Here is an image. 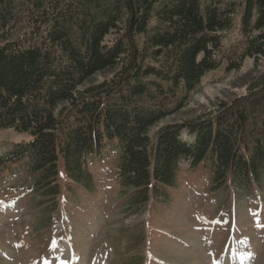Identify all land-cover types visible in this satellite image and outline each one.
Instances as JSON below:
<instances>
[{
  "label": "trees",
  "instance_id": "16d2710c",
  "mask_svg": "<svg viewBox=\"0 0 264 264\" xmlns=\"http://www.w3.org/2000/svg\"><path fill=\"white\" fill-rule=\"evenodd\" d=\"M248 59L264 60V0H0V130L27 139L1 155L0 184L25 178L49 217L94 197L100 166L133 212L169 205L194 170L227 201L262 199L264 67L246 94L157 127Z\"/></svg>",
  "mask_w": 264,
  "mask_h": 264
},
{
  "label": "rangeland",
  "instance_id": "374dc122",
  "mask_svg": "<svg viewBox=\"0 0 264 264\" xmlns=\"http://www.w3.org/2000/svg\"><path fill=\"white\" fill-rule=\"evenodd\" d=\"M235 31L226 34L232 40ZM224 78L211 74L193 102L157 125L197 117L219 98L246 94L264 67L248 59ZM108 73L97 74L90 84ZM155 133V132H154ZM152 138L155 134L151 135ZM192 143L194 136L182 137ZM27 140L0 130V157ZM188 167L187 164L183 165ZM61 167L60 181L66 175ZM99 191L94 197L61 202L45 216L39 213L25 178L7 175L0 184V264H264V194L237 201L210 193L200 170L182 173L169 205L150 202L140 212L126 208L110 168L93 167ZM253 201V202H252Z\"/></svg>",
  "mask_w": 264,
  "mask_h": 264
},
{
  "label": "bare ground",
  "instance_id": "6f19581e",
  "mask_svg": "<svg viewBox=\"0 0 264 264\" xmlns=\"http://www.w3.org/2000/svg\"><path fill=\"white\" fill-rule=\"evenodd\" d=\"M195 264H197V263H195Z\"/></svg>",
  "mask_w": 264,
  "mask_h": 264
}]
</instances>
